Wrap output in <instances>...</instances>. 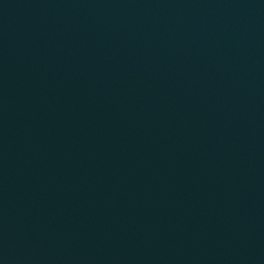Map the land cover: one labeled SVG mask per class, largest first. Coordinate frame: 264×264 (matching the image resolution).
Returning a JSON list of instances; mask_svg holds the SVG:
<instances>
[{
	"label": "water",
	"instance_id": "water-1",
	"mask_svg": "<svg viewBox=\"0 0 264 264\" xmlns=\"http://www.w3.org/2000/svg\"><path fill=\"white\" fill-rule=\"evenodd\" d=\"M0 264H264V0H0Z\"/></svg>",
	"mask_w": 264,
	"mask_h": 264
}]
</instances>
